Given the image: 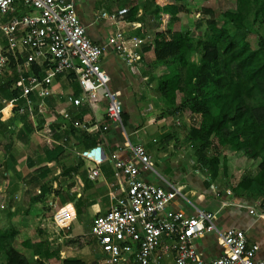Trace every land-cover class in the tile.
<instances>
[{"label": "crops", "instance_id": "crops-1", "mask_svg": "<svg viewBox=\"0 0 264 264\" xmlns=\"http://www.w3.org/2000/svg\"><path fill=\"white\" fill-rule=\"evenodd\" d=\"M134 5L136 12L132 15ZM121 8L129 10V19L134 20L131 15L137 18L134 21L141 23V29L135 33H141L144 26L139 17L143 9L137 0H75L77 17L94 43L105 41L113 30L109 22L99 18L100 12ZM153 59V50L144 46L139 66L152 64ZM100 64L110 77L111 90L121 101L123 129L109 125L102 133L90 128L94 123H108L105 102L99 99L91 106L83 103L77 108L69 104L64 94H79L72 76L56 79L54 87L63 94L35 100L42 106H34L32 118L20 111L23 99L18 94L11 95L10 89L6 95L0 94V216H12L10 223L2 224L19 231L18 246L14 239L10 247L19 254L22 264H107L90 228L93 217L103 214L112 196L120 193L113 185V171L107 159L113 151H118L120 158L129 157L128 142L142 143L151 157L158 175L146 172L144 178L166 187L168 182L182 186L185 198L176 196L169 209L186 214H193L195 207L216 212L218 228L243 230L247 240L256 245L257 257L264 258V208H258L257 201L248 203L255 210L251 215L244 206H223L228 201L245 202L233 196L228 187L218 193L213 184L207 187L205 179L212 175L193 165L192 157L176 145L175 138H164L167 128L163 120L155 122L149 109L143 108L148 91L139 94L141 78L135 72L111 51L101 58ZM64 112L68 118L62 116ZM92 169L99 170L93 180L89 177ZM227 191L232 195H227ZM63 208L70 213V231L61 232L53 223L41 220V213L54 214ZM36 229L44 230L42 239L33 231L24 235L23 230ZM214 239L210 234L197 241L206 260L221 251ZM2 247L1 244L0 261ZM3 260L6 264L7 258ZM126 264L135 263L130 259Z\"/></svg>", "mask_w": 264, "mask_h": 264}, {"label": "built area", "instance_id": "built-area-1", "mask_svg": "<svg viewBox=\"0 0 264 264\" xmlns=\"http://www.w3.org/2000/svg\"><path fill=\"white\" fill-rule=\"evenodd\" d=\"M129 10L101 11L99 18L113 26L111 34L101 43L92 42L75 12V0H0V85L14 75L11 91L18 90L23 99L20 111L30 118L34 106L43 98L63 94L54 87L60 76H72L79 88L78 96L64 94L65 100L79 107L105 102L107 124L95 123L90 128L105 132L109 125L121 127L122 104L110 88V77L101 67V58L115 53L125 66L135 72L141 62L143 47L149 35L135 33L141 23L128 18ZM139 92L142 95L144 88ZM64 118L69 114L64 112ZM129 157L120 158L118 151L108 157L114 186L119 190L103 214L93 217L90 233L107 264H123L130 259L135 264H264L257 257V247L250 243L241 229L218 228L217 213L196 208L193 214L169 209L181 196L182 186L167 183V187L143 177L157 172L142 143L128 142ZM193 165L202 168L195 159V146L187 147ZM192 162V161H191ZM99 175L92 169L91 180ZM208 175V174H207ZM227 195H232L227 191ZM234 201V200H232ZM247 207L239 202H225ZM54 227L61 232L71 230V218L63 208L52 216ZM213 234L220 253L203 258L197 241Z\"/></svg>", "mask_w": 264, "mask_h": 264}, {"label": "trees", "instance_id": "trees-1", "mask_svg": "<svg viewBox=\"0 0 264 264\" xmlns=\"http://www.w3.org/2000/svg\"><path fill=\"white\" fill-rule=\"evenodd\" d=\"M160 1L166 5L186 0ZM236 2V12H223L221 26L216 24L212 13L203 12L210 15L209 19L196 23L197 26L206 24L203 39L194 42L187 34L166 26L156 29L149 47L154 54L152 64L167 67L168 73L158 82L162 97L173 103L176 94L180 93L182 101L179 108L190 107L200 117L198 126L191 130L192 136L200 140L199 147L194 141L190 142L195 146V154L200 151L204 156L212 139H215L221 145L243 151L249 158L260 159L259 171L254 176L241 177L236 182V189L243 193L236 197L245 202L243 205L249 206L248 203L253 204L256 196L264 198V40L257 49H251L247 42L233 39L229 25L243 26L244 16L251 5H257L256 10L264 14V0ZM132 9L135 11L136 6L130 12ZM132 15L131 18L136 20ZM193 52L198 56L197 62L188 60V55ZM13 82L14 75L0 85V94L9 93V85ZM10 94L16 96L18 90L10 91ZM211 106L217 109L216 114L210 112ZM258 206H264V199L263 206ZM1 244L2 249L5 247L6 264H22L12 247Z\"/></svg>", "mask_w": 264, "mask_h": 264}, {"label": "rangeland", "instance_id": "rangeland-1", "mask_svg": "<svg viewBox=\"0 0 264 264\" xmlns=\"http://www.w3.org/2000/svg\"><path fill=\"white\" fill-rule=\"evenodd\" d=\"M137 1L143 9V14L139 18L140 20L142 19L144 26L141 33H137L139 35L141 34L140 36L149 35L150 41L145 45L146 47L151 45L150 42H152L155 36L156 29H164L166 26L173 31L187 34L194 42L201 40L205 35L206 24L204 25L202 23L201 26H197L196 23L199 20L205 21L210 18V15H205L203 12L207 11L212 13L216 24L221 26L224 22L223 12H236L237 10L236 0H186L179 1L176 4L166 5L160 0ZM257 8V5H251L249 7L244 16L243 26L232 27L229 25L233 39L236 42H247L249 47L254 50L257 49L260 42L264 40V14L258 12V10H256ZM262 9H264V3ZM133 12H136V10H133ZM133 12H131V14H135ZM253 18L256 19L253 20ZM188 60L197 62L198 56L194 52L190 53L188 55ZM167 73L166 66H155L148 62L142 63L135 70V75L141 78V87L146 88L144 90L148 91L146 93L149 98L144 100V102L142 101L143 108L149 109L150 114L156 119L155 122L163 120L164 127L167 128L164 133L165 135H163L164 138L167 136L175 138L176 145H178L182 151L185 149L187 150L188 144L192 141L199 147L200 140H197V138H195L196 136H192L191 134L192 128L198 126V121L200 120L199 115L195 114L190 107H186L185 109L179 108L182 101L180 93L176 94L173 103H169L158 91V82L163 75ZM144 84L146 85L145 87ZM178 108L180 110H176ZM209 110L212 114L217 113V109L213 106H211ZM193 118L195 121H193ZM199 152L195 154V159L197 163L202 165L201 172L206 175L208 173L212 175V178L205 179L207 182L205 185L208 187L213 184V187L216 186L215 192L217 193L225 187H228L234 192L235 196L240 193L243 194L241 190L236 189V182H238L241 177H252L259 171V158H249L243 151H237L228 145H221L218 140L216 141L215 139H212V143L205 151L204 156ZM263 199L264 198L261 196L255 197V201L260 205L262 204V206ZM13 215L15 216V214ZM41 215H43L44 218L41 220L52 223V212L41 213ZM12 219V216L6 213L0 216V242L5 243V246L8 247H10L14 239L13 243H16L15 246H18L17 238L19 237V231L9 229L5 225L10 223ZM23 231H25V236H28L29 233L33 231L36 237L40 239H42L41 235L44 233L43 229ZM26 231L28 233H26ZM4 248L2 249L3 256L0 264L4 263V258L6 259ZM123 264L126 263L123 262Z\"/></svg>", "mask_w": 264, "mask_h": 264}]
</instances>
